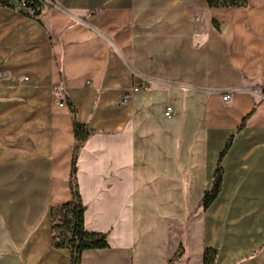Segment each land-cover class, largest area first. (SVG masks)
<instances>
[{
    "label": "crops",
    "instance_id": "1",
    "mask_svg": "<svg viewBox=\"0 0 264 264\" xmlns=\"http://www.w3.org/2000/svg\"><path fill=\"white\" fill-rule=\"evenodd\" d=\"M52 1L38 18L0 6V264L70 262L50 214L72 199L68 99L96 131L77 160L85 227L109 242L81 264H170L180 246L173 264L206 246L264 264V0Z\"/></svg>",
    "mask_w": 264,
    "mask_h": 264
},
{
    "label": "trees",
    "instance_id": "2",
    "mask_svg": "<svg viewBox=\"0 0 264 264\" xmlns=\"http://www.w3.org/2000/svg\"><path fill=\"white\" fill-rule=\"evenodd\" d=\"M207 4L211 8H240L247 7L249 0H207ZM16 5L20 7V11L24 15L34 18H38L43 9L42 3L38 0H28L27 5L24 7L15 0H0V6L15 8ZM214 23L215 27L220 29L219 22L214 21ZM68 104L72 114L76 138V143L73 148L70 177L72 199L51 208V233L52 244L55 248L68 249L70 251L69 264H81L84 251L108 248L109 242L106 233L89 231L86 229L84 222L86 207L81 199L76 181L79 152L86 140L96 131L91 129L87 123H82L77 120V108L70 99H68ZM243 125L244 121L238 130H240ZM233 137L234 136H231L229 138L225 148L219 154L211 188L205 191L201 199L200 207L204 210L211 206L221 192L224 175L223 160L232 146ZM180 247V253L177 254L175 258L171 259L170 264H173L175 259L183 255V247ZM218 253L219 250L217 248L206 246L203 250V264H215Z\"/></svg>",
    "mask_w": 264,
    "mask_h": 264
},
{
    "label": "built area",
    "instance_id": "3",
    "mask_svg": "<svg viewBox=\"0 0 264 264\" xmlns=\"http://www.w3.org/2000/svg\"><path fill=\"white\" fill-rule=\"evenodd\" d=\"M15 1L19 2L23 7L27 5V2H28V0H15ZM38 1L42 3L43 9H46L54 4L52 0H38ZM26 78L27 77H24L23 79H26ZM134 88L138 89L139 87H134ZM229 98H230L229 94L223 96L224 100H227ZM62 104L63 103H61V105ZM173 110H174L173 107L168 106L166 109V115L169 117L173 113Z\"/></svg>",
    "mask_w": 264,
    "mask_h": 264
}]
</instances>
